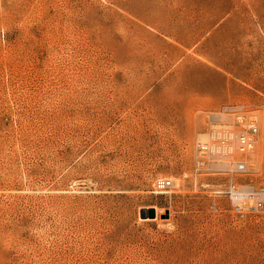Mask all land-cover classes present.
Masks as SVG:
<instances>
[{"label":"rangeland","instance_id":"374dc122","mask_svg":"<svg viewBox=\"0 0 264 264\" xmlns=\"http://www.w3.org/2000/svg\"><path fill=\"white\" fill-rule=\"evenodd\" d=\"M263 185L264 0H0V264H264Z\"/></svg>","mask_w":264,"mask_h":264},{"label":"built area","instance_id":"2783aa9c","mask_svg":"<svg viewBox=\"0 0 264 264\" xmlns=\"http://www.w3.org/2000/svg\"><path fill=\"white\" fill-rule=\"evenodd\" d=\"M257 132V128L253 127L251 128V131L249 134H243L239 137L238 140V146L240 149H251L254 146L255 143V134ZM202 147V146H201ZM238 169L244 170L245 165L244 164H238ZM172 186V181L168 178H158L155 180L153 184V190L154 192H166L170 187ZM246 197L250 201H252L251 204V210H264V185L260 186L259 188L250 191Z\"/></svg>","mask_w":264,"mask_h":264},{"label":"bare ground","instance_id":"6f19581e","mask_svg":"<svg viewBox=\"0 0 264 264\" xmlns=\"http://www.w3.org/2000/svg\"><path fill=\"white\" fill-rule=\"evenodd\" d=\"M217 135V134H216ZM229 135V134H228ZM215 138L214 137H212V138H207V139H205V141H203V145H202V148H218V146L216 147V145H215V140H214ZM218 144V143H217ZM215 145V147H213ZM221 147V146H220ZM219 147V148H220ZM259 147V146H258ZM218 148V149H219ZM223 148V147H222ZM214 149V150H215ZM227 151V150H226ZM259 154H260V156H261V153H259V149L257 148V149H255V151H254V153H253V156H257L256 158H259ZM236 163V162H235ZM222 164H232V160H229L227 157H223V159H222ZM234 164V163H233ZM241 191H243V190H241ZM238 193H239V191H237Z\"/></svg>","mask_w":264,"mask_h":264}]
</instances>
